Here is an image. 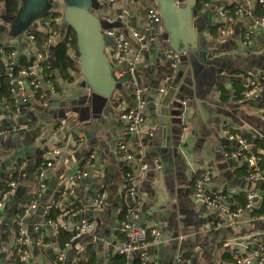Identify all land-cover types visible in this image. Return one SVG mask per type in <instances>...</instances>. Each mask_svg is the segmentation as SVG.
Returning a JSON list of instances; mask_svg holds the SVG:
<instances>
[{"label": "crops", "instance_id": "1", "mask_svg": "<svg viewBox=\"0 0 264 264\" xmlns=\"http://www.w3.org/2000/svg\"><path fill=\"white\" fill-rule=\"evenodd\" d=\"M104 1L113 13L100 8L97 14L101 18L109 21L113 16L118 25L121 22L117 15L125 13L132 26H149L147 10L131 6L129 0ZM0 2L2 15L5 10ZM231 4L232 0H211L201 10L197 19L205 25L198 33V48L183 53L185 61H180L178 68L170 57L172 44L165 36L163 24L162 30L159 23L149 32L153 38L142 51L136 74L148 87V121L129 138L128 144L132 150L141 151L153 167L158 158L162 164L159 170H140L117 152L124 126L119 109L134 105L128 75L109 102L99 103L102 120L88 126L76 125L72 113L65 117L50 113L51 103L90 98V89L78 71H70L73 80H68L54 69L52 84L56 90L52 93L43 81L44 98L31 95L29 102L22 104L19 96H12V105L0 99V128L7 131L0 135V173H22L16 188L3 196L0 205V264H10L15 256L13 220L16 213H25L31 193L39 188L37 165L53 146L61 147L62 152L49 156L54 165L46 172V189L40 202L42 206L56 203L61 210L56 221L61 226L85 216L93 228L66 248L61 257L66 236L47 223L41 206L25 216L32 249V259L27 264H72L88 245L97 253L96 264H110L105 259L107 246L114 243L116 235H125L119 214L126 206L122 184L127 171L135 174L141 201L139 220L159 226L162 231L161 241L148 246L151 263L180 264L182 257L191 259V264H235L236 257L264 245V210L260 211L264 177L248 178L249 163L232 155L239 144L225 133L230 130L246 138L247 151L260 156L264 168V92L249 97L244 93L251 77L264 76V29L254 34L253 47L242 44L245 28L254 15L263 13L264 7L252 3V14L238 16L234 34L218 41L210 31L211 25L217 31V11ZM63 8L62 4L51 11L63 13ZM28 25L25 30L19 29V34L7 33L4 25L0 28L1 66L5 67L3 55L8 48L16 49L25 63L43 45L44 28L37 19ZM32 31L35 40L28 37ZM162 87L166 92L160 90ZM178 98L184 100L180 102ZM77 169L87 170L88 176L71 178ZM205 169L213 175L211 194L222 195L224 202L236 209L247 203V196L252 193L253 210H244L237 221H232L227 212L198 201L193 185ZM102 193L105 203L93 208L94 199ZM80 208L85 211L78 216L67 214L68 209ZM134 258L130 257L128 264H133Z\"/></svg>", "mask_w": 264, "mask_h": 264}, {"label": "built area", "instance_id": "2", "mask_svg": "<svg viewBox=\"0 0 264 264\" xmlns=\"http://www.w3.org/2000/svg\"><path fill=\"white\" fill-rule=\"evenodd\" d=\"M252 3H258L262 6L264 5V0H232L231 5L221 7L217 11L220 20L216 31V40L221 41L234 34L237 17L252 14ZM146 13L149 26L147 25L143 29L132 26L129 17L125 13H119L117 15V20L121 22L119 26L105 29V33L113 38V45L107 47L106 53L110 63L114 66V76L118 81L123 80L127 75L129 76L134 103L131 107H122L119 109V117L124 126L117 143V152L124 160L134 162L137 168L139 167L143 171L151 169L153 166L145 160L144 154L141 151L132 150L128 144L129 138L138 133L148 121V114L145 109V93L148 87L137 79L136 74L138 65L142 60V51L146 49L147 41L153 38L149 32L152 31L154 24L162 22L161 13L157 7H149ZM37 21L44 28L46 38L43 45L38 47L33 55L29 56L27 62L23 63L21 61L19 52L16 49H11L3 55L12 96H19L22 104H27L31 95L44 98L46 94L42 89L43 81L49 85L52 93L55 92V86L52 84L53 74L50 63V47L66 39L68 41L71 40L69 33H62L56 24V21L60 24L63 23V16L53 19L43 16ZM259 29H264V11L259 15H254L252 22L245 28L242 39L244 47H253L255 44L254 34ZM28 37L31 40H35L36 38L33 31L28 33ZM169 54L175 61L176 66L180 62V54L175 50H170ZM160 90L166 92L165 87H162ZM261 92H264V76L251 77L248 88L244 92L245 96L249 97ZM6 132V129L0 128V135H4ZM225 133L230 140L239 144L237 149L234 148L232 150V155L242 157L249 163L250 170L248 178L258 179L259 177H264V168L260 165L261 157L247 151L248 145L246 138L230 130H226ZM61 152V147L53 146L45 153V159H43L37 170L40 179L39 188L31 193V202L26 208L25 213H16L13 220V225L16 228L13 251L21 264H27L32 259L31 238L27 234L25 216L35 213L41 208L42 204L40 201L43 191L46 189V172L48 168H52L54 165V160L49 159V156L60 155ZM154 164L153 168L157 170L162 168V164L158 158L154 159ZM76 176H88V171L77 169L71 175V178ZM212 179L213 175L211 170L205 169L199 172L193 185L194 197L198 201H202L214 209L227 212L232 221H237L244 210H253L254 194H248L245 206L233 209L229 204L224 202L222 195L211 194ZM17 183L18 180L15 179L9 181L4 195L11 193L16 188ZM122 187L127 204L125 214L121 220V229L125 235L123 237L119 234L115 236L114 243L109 244L105 250V259L110 263L113 255L120 254L127 257L128 261L132 256H139L142 264H153L149 259L148 246L161 241V228L159 226H149L138 218L141 210V201L138 197V187L133 171L126 172ZM1 202L2 199L0 200V205ZM104 203L105 194L102 193L94 199L92 206L95 208ZM42 207L43 213L46 215L50 209V204ZM84 211V208L68 209L67 214L78 216ZM47 223L54 226L57 230L61 227L53 219L47 220ZM39 228V226H36V229ZM63 228L69 231L71 235L65 247L60 252L61 257L64 255L66 248L70 247L81 236L92 230L93 224L89 218L83 216L73 224L64 225ZM179 263L191 264V259L180 257ZM235 264H264V245L260 244L256 248L249 250L246 254L236 257Z\"/></svg>", "mask_w": 264, "mask_h": 264}, {"label": "water", "instance_id": "3", "mask_svg": "<svg viewBox=\"0 0 264 264\" xmlns=\"http://www.w3.org/2000/svg\"><path fill=\"white\" fill-rule=\"evenodd\" d=\"M158 5L162 17L163 28L167 39H170L172 49L180 54V61H185L182 54L198 48V33L204 28L205 22L200 24L197 19L200 12L196 8L197 0H154ZM64 5L62 27H72L77 35V45L80 51L78 58L81 73L90 89V98L80 101H69V105L62 102L51 103L50 113L57 112L60 117L73 114L75 124L88 126L102 120L99 103L104 105L113 98L122 80L115 81L114 66L110 63L106 49L113 45V38L105 33V29L116 25L101 18L92 8L103 9L105 4L99 0H20V10L17 15L3 13L0 19L18 25L25 30L33 19H39L53 7ZM19 39V37H18ZM174 61V60H173ZM183 64V62H182ZM184 65V64H183ZM180 62L174 67L178 68ZM180 102L184 99L178 98ZM55 107H59L55 111Z\"/></svg>", "mask_w": 264, "mask_h": 264}, {"label": "trees", "instance_id": "4", "mask_svg": "<svg viewBox=\"0 0 264 264\" xmlns=\"http://www.w3.org/2000/svg\"><path fill=\"white\" fill-rule=\"evenodd\" d=\"M1 1V0H0ZM186 0H180V2H184ZM211 0H197L196 3V8L198 9L199 12L205 6L208 4ZM1 3V2H0ZM2 3L4 5V10L5 14L7 15H17L20 11V0H2ZM264 7V5H262ZM45 17L53 19L56 17L63 16V13L60 11H49L44 14ZM0 28H3L1 26ZM210 31L213 34H216V28L215 26L211 25ZM4 29V28H3ZM71 37V40L68 41L67 39L64 41L59 42L57 45H53L50 47V53H51V58H50V63L52 65V71L54 69H59L61 72L62 76L68 80H73V77L70 73V71H78L81 72L80 69V64L78 61V58L80 56V51L78 49L77 45V35L72 27H68L66 29ZM10 51L11 49L8 48ZM5 99L4 102L6 101L8 104L12 105L13 99H12V91L10 88L9 84V78L6 74L5 67L1 66L0 64V99ZM42 161H40L37 165V170L38 167L40 166ZM22 176V173L19 171H15L13 174L3 172L0 173V200L3 198L4 193L7 190V183L11 180H20ZM58 195H56L55 200L57 202ZM54 203H50V209L48 213L45 215L46 219H53L56 220L57 215L61 212L60 208L55 206ZM246 203L243 205L245 206ZM127 208V204L123 209L121 210L119 216L120 218H123L125 211ZM264 210V202L261 206V210ZM59 234H64L66 236L65 240L62 241V246L64 247L65 243L68 241L70 238L71 233L63 228V226L60 227L59 229ZM98 261L97 253L94 250L93 246L88 245L86 249L83 252H80L77 254L76 260L72 264H96ZM10 264H21L18 260V257L13 256V258L9 261ZM128 263V258L120 255V254H115L111 257L110 259V264H127ZM57 264H62L61 261H58ZM133 264H142L141 258L139 256H136L134 258ZM182 264V263H181Z\"/></svg>", "mask_w": 264, "mask_h": 264}, {"label": "rangeland", "instance_id": "5", "mask_svg": "<svg viewBox=\"0 0 264 264\" xmlns=\"http://www.w3.org/2000/svg\"><path fill=\"white\" fill-rule=\"evenodd\" d=\"M90 1L91 0H87V3L90 4ZM101 3H105V6L103 7V10L104 12H107L109 14H112L113 12L111 11V8L109 7L108 4H106V2L104 0H99ZM129 3L131 6H134L136 7L137 9H144V10H147L149 7L151 6H154V7H157L158 8V5L156 4V2L154 0H129ZM159 9V8H158ZM92 10L97 14L100 12L99 9H96V8H92ZM21 11V10H20ZM110 23H114L116 22L115 18L113 16L110 17L109 19ZM16 22H13V23H5V21L1 20L0 19V26L4 25V30L7 32V33H10V34H19L20 30L18 28V25L15 26ZM56 24L58 26V28L62 31V32H66L67 30L64 29L61 24L56 21ZM16 27L18 28V31H16ZM159 30H162V22L160 23V26H159ZM115 81H117V78L115 76H113ZM63 105H69V101H64L63 102Z\"/></svg>", "mask_w": 264, "mask_h": 264}]
</instances>
